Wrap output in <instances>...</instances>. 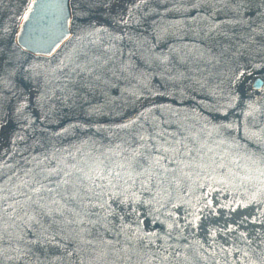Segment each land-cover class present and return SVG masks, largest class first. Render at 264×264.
Instances as JSON below:
<instances>
[{
    "label": "trees",
    "instance_id": "16d2710c",
    "mask_svg": "<svg viewBox=\"0 0 264 264\" xmlns=\"http://www.w3.org/2000/svg\"><path fill=\"white\" fill-rule=\"evenodd\" d=\"M104 1L107 0L91 1L95 8L91 16L96 20L89 25L91 31L72 35L68 53L62 58L73 74L70 90L77 86L78 93L68 98L65 105L59 101L60 107L51 110L37 102L43 107V116L36 115L34 109L24 112V125L15 130L8 151L0 156V264L33 256L31 244L38 236L58 249L50 259L51 264H64L63 255L71 242H84L86 232L105 220L95 204H107L110 180L118 186L132 178L136 183H144L145 189H151L148 203H153V208L146 219L163 234L167 215L179 203L184 188L192 191L221 188L232 178L237 179L235 176L243 170V161L227 147L231 141L225 131L208 127L209 130H204L206 141L200 143L194 136V145L186 147L183 131L175 129L176 121L165 119L158 96L166 90L165 83L178 84L187 77L191 80L188 84L206 94L207 90L214 91L217 81L224 89L235 82L234 72L242 56L236 48L216 60L207 54V39L160 35L165 24L169 27L171 22L180 23L194 17L196 12L201 13L206 0H143L136 4L133 1L127 10L117 6L106 17L102 16L106 13L103 6L110 2ZM110 4L112 7L114 0ZM184 6L196 10L188 15L181 8ZM5 20L0 24L5 36L3 73L13 70L14 76H21L35 68L29 62L33 55L15 47L12 43L15 27ZM219 64L225 69L218 68ZM75 71H79L77 77ZM126 72L136 86L123 81ZM86 83L100 84L102 97L86 96L88 99L81 101L80 90ZM10 91L6 89L4 93L9 94L0 95V99L5 102L13 94ZM203 98L210 102L211 97L203 95ZM97 102L104 106L100 111L108 112L107 115L89 112ZM239 105L242 109L243 105ZM166 120L170 126H166ZM239 136L248 146H257L246 136ZM168 139L179 145L181 155L169 159L164 154ZM121 162L129 168L122 169ZM37 188L39 192L35 191Z\"/></svg>",
    "mask_w": 264,
    "mask_h": 264
},
{
    "label": "rangeland",
    "instance_id": "374dc122",
    "mask_svg": "<svg viewBox=\"0 0 264 264\" xmlns=\"http://www.w3.org/2000/svg\"><path fill=\"white\" fill-rule=\"evenodd\" d=\"M91 1L70 0L72 35L91 31L89 25L96 21L91 16L95 9ZM133 1L135 4L143 2L114 0L111 7L112 0L104 1L110 3L103 6L106 13L102 16L111 15L117 6L127 10ZM205 3L204 10L196 12L194 17H187L180 23L171 22L169 27L165 24L160 35L207 39V54L216 60L236 48L242 56L234 72L235 82L224 89L217 81L214 91L207 90L206 94L188 84L191 80L187 77V81L180 79L178 84L165 83L166 90L158 96L165 109V119H173L177 124L175 129L183 131L186 147L194 145V136L200 143L206 141L204 130H209L208 127L221 133L225 131L231 141L227 147L243 161V170L235 176L237 179L231 177L230 183L221 188L198 191L184 188L179 203L174 204L167 215L163 234L158 233L156 224L146 219L153 205L148 203L151 189H145L144 183H136L132 178L118 186L108 181L107 204H95V209L105 216V220L100 225H91L93 228L86 232L84 242H71L63 255L64 264H264V84L259 91L251 86L255 77L264 79V0H206ZM27 4L28 0H0V24L6 19L8 25L15 27L12 43L18 20ZM181 8L188 15L196 10L187 6ZM98 24L101 25L100 19ZM2 30L0 28V95L7 94L4 93L6 89L13 94L5 102L0 99V108L3 106L0 110V156L8 151L15 130L24 125V112L34 109L36 115L43 116V107L40 108L37 102L51 110L54 106L60 107L59 101L65 105L68 98L78 93L77 86L70 90L73 74L62 59L70 48L69 39L52 55V59L44 60L42 56L33 55L29 62L34 63L35 68L14 76L13 70L3 73L2 43L5 36ZM217 67L225 69L222 64ZM78 74L79 71H75V77ZM123 79L129 86H136L130 73H124ZM208 80L213 82L212 78ZM82 87L81 101L103 95L98 83H86ZM171 92H178V95ZM180 94L181 98H176ZM203 95L211 97L210 102ZM240 98L242 103L238 102ZM239 104L243 105L242 109ZM93 105L94 109L89 112H97L99 116L108 113L100 111L104 107L101 103ZM223 124L227 126L222 127ZM166 126H170L167 120ZM239 135L246 136L257 146H248ZM171 140L168 139L164 148L169 159L183 152L180 153L179 145H173ZM51 143L49 141L48 145ZM122 163V169L127 170L128 164ZM233 168L234 171L237 169ZM106 178L109 179V175ZM39 238L36 237V242L31 244L33 256H23L20 261L12 259L10 264H51L50 259L58 249Z\"/></svg>",
    "mask_w": 264,
    "mask_h": 264
},
{
    "label": "water",
    "instance_id": "95a60500",
    "mask_svg": "<svg viewBox=\"0 0 264 264\" xmlns=\"http://www.w3.org/2000/svg\"><path fill=\"white\" fill-rule=\"evenodd\" d=\"M70 6V0H28L14 31L15 46L29 55L51 58L72 37ZM263 80L252 79V88L259 91Z\"/></svg>",
    "mask_w": 264,
    "mask_h": 264
},
{
    "label": "snow or ice",
    "instance_id": "6c2138e0",
    "mask_svg": "<svg viewBox=\"0 0 264 264\" xmlns=\"http://www.w3.org/2000/svg\"><path fill=\"white\" fill-rule=\"evenodd\" d=\"M25 18H26V17H25ZM141 139H143V137H141ZM189 155H190V153H189ZM154 162L158 164V163H159V160H155ZM136 163L139 164L138 161H137ZM140 166L143 167V165H140ZM174 170H175V169H173V171H174ZM35 191H36V192H39L40 189L37 188V189H35ZM29 199H31V197H29ZM124 202H126V201H122V203H124ZM36 203L38 204L39 201H36ZM209 203H211V201H209ZM41 207H42V205H41ZM33 218H35V217H33Z\"/></svg>",
    "mask_w": 264,
    "mask_h": 264
}]
</instances>
